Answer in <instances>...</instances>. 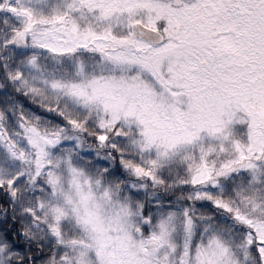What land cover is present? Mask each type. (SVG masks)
I'll return each instance as SVG.
<instances>
[{
	"label": "snow or ice",
	"instance_id": "1",
	"mask_svg": "<svg viewBox=\"0 0 264 264\" xmlns=\"http://www.w3.org/2000/svg\"><path fill=\"white\" fill-rule=\"evenodd\" d=\"M0 264H264V0H0Z\"/></svg>",
	"mask_w": 264,
	"mask_h": 264
}]
</instances>
